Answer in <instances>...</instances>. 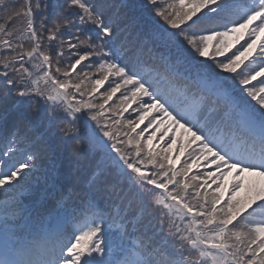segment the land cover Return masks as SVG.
Masks as SVG:
<instances>
[{
	"label": "snow or ice",
	"instance_id": "6c2138e0",
	"mask_svg": "<svg viewBox=\"0 0 264 264\" xmlns=\"http://www.w3.org/2000/svg\"><path fill=\"white\" fill-rule=\"evenodd\" d=\"M0 13V264H264V0Z\"/></svg>",
	"mask_w": 264,
	"mask_h": 264
},
{
	"label": "trees",
	"instance_id": "16d2710c",
	"mask_svg": "<svg viewBox=\"0 0 264 264\" xmlns=\"http://www.w3.org/2000/svg\"><path fill=\"white\" fill-rule=\"evenodd\" d=\"M0 15H2V13H0ZM0 22H2V21H0ZM241 43H244V41H241ZM237 47H239V45H237ZM125 115L127 116L128 114L125 113ZM142 127H143V125H142Z\"/></svg>",
	"mask_w": 264,
	"mask_h": 264
}]
</instances>
